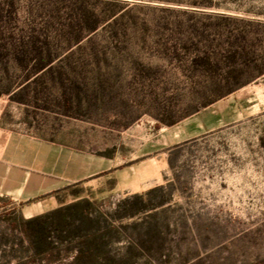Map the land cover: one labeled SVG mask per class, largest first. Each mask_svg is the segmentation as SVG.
I'll return each instance as SVG.
<instances>
[{
	"label": "rangeland",
	"instance_id": "374dc122",
	"mask_svg": "<svg viewBox=\"0 0 264 264\" xmlns=\"http://www.w3.org/2000/svg\"><path fill=\"white\" fill-rule=\"evenodd\" d=\"M250 21L264 0H0V127L106 160L65 205L110 219L113 260L264 264V79L215 93ZM139 180L159 188L119 214ZM47 206L0 199V264H68L72 247L41 259L20 230Z\"/></svg>",
	"mask_w": 264,
	"mask_h": 264
},
{
	"label": "trees",
	"instance_id": "16d2710c",
	"mask_svg": "<svg viewBox=\"0 0 264 264\" xmlns=\"http://www.w3.org/2000/svg\"><path fill=\"white\" fill-rule=\"evenodd\" d=\"M247 24L255 29L240 26L222 50V55L227 59V68L222 69L224 81L215 89L219 96L227 95L258 78L264 79V31L259 29L264 23L250 21ZM242 75L246 78H241ZM157 188L159 186L126 196L117 203L116 211L131 216L139 213L147 205L146 196ZM88 205V201L82 200L22 218L19 227L33 255L41 259L57 255L54 247L61 245L73 248L74 254L68 264H123L113 260L108 249L110 219L105 214L94 216Z\"/></svg>",
	"mask_w": 264,
	"mask_h": 264
},
{
	"label": "crops",
	"instance_id": "0c3cea01",
	"mask_svg": "<svg viewBox=\"0 0 264 264\" xmlns=\"http://www.w3.org/2000/svg\"><path fill=\"white\" fill-rule=\"evenodd\" d=\"M123 168L116 169L120 187V183L126 182L120 178L126 174ZM110 169L105 159L90 152L0 127V199L6 198L21 206L48 204L42 211L51 210L73 201L69 199L72 185L94 182L109 174ZM133 185L135 189L127 185L123 190L146 189L141 180Z\"/></svg>",
	"mask_w": 264,
	"mask_h": 264
}]
</instances>
